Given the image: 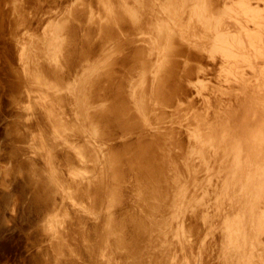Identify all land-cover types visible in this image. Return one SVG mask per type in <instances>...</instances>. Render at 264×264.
I'll return each instance as SVG.
<instances>
[{
    "label": "bare ground",
    "instance_id": "1",
    "mask_svg": "<svg viewBox=\"0 0 264 264\" xmlns=\"http://www.w3.org/2000/svg\"><path fill=\"white\" fill-rule=\"evenodd\" d=\"M143 2L140 5L135 0H91V2L81 0L69 12L66 21L61 22L62 25L59 26L60 37L57 38L53 34L55 37L49 39L46 48L48 47L47 49L53 59H50V62H45L44 57L38 53L39 56L35 55V57L30 58L29 63L26 60L29 64L28 72L31 76L29 84L32 81L34 90L36 88L38 90H36L38 93L35 91L37 93L35 95L44 98L48 102L47 105L45 104L46 107L43 108L46 111V116L48 115L46 119L49 117L51 122L48 121L53 126L51 130L56 132L57 137H54L59 139L64 136L63 140L66 141V147H68L66 154L68 153L67 159L70 161L69 164L72 170L69 169L71 170L69 173L71 178L68 179L70 176L65 175L68 177L64 179L65 176H61L64 171L60 174L57 170L58 167H52L56 162L53 160L54 151L58 149V146L54 145L55 138L52 139L51 136L52 140L46 142L47 139L43 140V143L41 142L46 150L43 154L47 159V162H45L49 164V167L45 168L52 167L48 172L49 178L58 185V189H60L57 190L58 192L63 191L61 195H63L62 199L65 198L64 202L65 200L72 201V203L75 201L73 206L80 207V210L90 213L93 215L92 217L96 214L100 218V220L97 219L99 222L96 229L100 227L104 229L105 234L101 235L102 244H105V241L106 244L113 241L116 245H120L119 247H123L121 245L125 244L126 240L119 232L122 221H124L122 227L133 228L135 229L134 232L139 233V230L142 229L141 222L133 219L135 214H132L131 217L133 218H131L129 213L127 217L125 212H120L121 216L123 214L125 217V220L122 217L123 219L120 222L121 218L118 219V216L111 212L114 211L112 208L115 203L118 205L120 198L124 195L119 194V189L122 188L120 182L132 178L134 172H136L135 179L145 181L143 184L141 183L142 185H138L136 182L138 190H135V192L136 194L137 192L140 193V198L142 194L143 196L141 202H133L138 204L139 208L142 206L149 213L157 211L155 213L157 216L154 215L155 218L151 219V227L149 225L151 232L147 229L148 226L146 228L149 232L146 239L152 238L150 243H156L158 248L163 249V253H160L162 255L160 261H156L159 258L156 259V255L153 256L149 252L152 255L151 258H154L153 261L149 259L150 262L179 264L180 259V261H185L184 264H264V6L259 7L260 4L264 5V0H157L158 13L160 12L161 15V17L159 15L160 22L156 23L157 20L154 17L155 22L150 20L151 29L149 28L150 30L146 32H143L140 26V21L146 13L144 12V15L142 13ZM184 14L186 15L184 16ZM148 16H146L147 19H149ZM183 16L188 19H181L184 18ZM173 22L174 24L177 22V27L181 25L186 27L187 36L184 38L181 36L182 39H179L187 41L185 45L183 44L187 50H190V45L193 46L192 49H206L210 53L211 60H213L212 67L209 66L208 69L212 74L210 80H208L209 78L206 80L205 76L203 78L197 76L200 78L199 81L196 80L198 81L196 95L199 97V99L197 98L199 103L195 106H189L188 103L186 106L176 105L172 107V110H177L176 113L184 111V115L185 113L188 114L190 132L188 131L189 135L186 134L189 140L186 147L175 146L177 145L175 143L177 139L174 128H172L173 130L166 128L160 131L162 126L156 127L155 125L161 121L156 124L153 116H151L155 113L159 103H165V101L161 102L160 100L164 98L166 89L173 80L175 72H177L176 59L180 56L178 50L180 48L182 53L184 50L179 45L173 44L170 39L171 28L168 29L167 25ZM157 24L159 27H157ZM181 29L178 28L175 31L181 35L184 33ZM127 33L135 36L141 35V38L136 39L139 40L137 46L126 48L128 42L123 39V36ZM94 44L95 48L92 49ZM149 44L153 46L152 48L156 52H153L154 49L152 48L151 51ZM187 50L184 52H188ZM43 52H46V50ZM208 52L206 53L208 54ZM49 53L47 54L49 55ZM149 54L154 55V57L150 58ZM182 58L184 59L183 56ZM185 60L187 61L186 65L182 60L184 68L181 67V71H179L181 72L179 76L182 79L188 76L187 73L182 72L189 67L188 63L190 61ZM202 66L204 67V65ZM244 67L249 69V72ZM134 71L139 73L140 76H142V73L150 72L151 74L152 72L154 75L151 86L146 84L149 81L148 78L144 81L143 77L140 79H135L134 76L131 77ZM208 71L207 74H209ZM140 72L142 73L140 74ZM189 72L191 73L192 70ZM123 74L125 78L123 77L122 80L121 76ZM132 78L136 84L133 83ZM213 81L215 82L212 83ZM190 83H195V81ZM211 84L215 85L211 86ZM134 86H136V93L140 89V101L139 98H136V100L134 95L133 97L130 95L134 92L125 96L126 92L128 94ZM82 94L83 98L81 97ZM139 95L136 94V97ZM175 97H177V94ZM187 97L189 99L190 96ZM134 99L137 103L139 102L138 105L134 102ZM165 100L167 102L169 98L167 97ZM175 103H177V100ZM163 106L165 105L163 104ZM60 107L63 108L65 115H71L70 110L72 114H76L78 111L76 115L78 113L81 115L78 116V119L80 117V121L82 120L81 123L77 124V119L72 120L64 114H60L58 111ZM158 114L159 117L160 112ZM163 114L162 117H164ZM165 115L167 114L165 113ZM42 116L44 115L42 114ZM72 116L74 117V115ZM173 121L175 124L176 121ZM161 123L163 124V122ZM117 129H120L122 133L126 131V133L118 136ZM23 130L25 129L23 128L21 131ZM18 131L20 132V130ZM70 132H75L86 138L81 144L72 142V140L69 141L70 138L67 135L70 136ZM78 139L80 140V138ZM109 140H115L116 145L110 146L113 141L108 145ZM60 143L57 142V144ZM165 143H167L166 147H164ZM99 144L103 146L101 149L98 148ZM160 145L163 147L161 150H159ZM105 146L110 148H105ZM177 147L180 149L178 150ZM61 148L59 150L64 148L65 151V147ZM174 149L177 153L174 157V159L176 158L175 164L172 165L169 163L170 159L166 158L173 156L170 155ZM178 153L182 157L179 158ZM55 157L57 158L56 154ZM59 158H62V156H59L58 160H60ZM159 162H163V164H159ZM46 163L45 165H47ZM97 165L99 166L97 167ZM57 166L62 167L61 164ZM66 168H69V166H66ZM44 170L41 169L40 171L43 172ZM198 170L199 172L204 170V175L210 173V171L211 173L204 176V181H200L203 174L195 179ZM59 171L61 172V170ZM132 173L134 174L129 177ZM38 176L40 177V175ZM48 187L50 188V186ZM196 188L201 189L202 194L198 190L197 196L195 195L196 197L194 196L195 198L192 200V191L191 193L189 191L190 189L196 190ZM37 193L40 195L44 193L43 195L47 197L46 200H49V190L41 182ZM38 194L35 193V196ZM134 196H136L135 193ZM163 196L166 198L164 199ZM143 197L146 198V202L142 205L141 203L144 202ZM40 198L42 200L43 197ZM136 198L134 200H137ZM166 199H169L170 203L166 202ZM129 200L132 202L131 198ZM166 203H168V206ZM43 204V206L46 205V203ZM131 205L133 206L130 208L132 211L135 208L133 204ZM51 206L54 207V204ZM104 208H106L105 211H103ZM164 208L171 212L173 218H176L172 220V217H170V220L169 218L167 220L162 214ZM187 208L194 211L191 213H194L193 215L197 219L201 220V214L202 225L209 226V228L203 227L206 230H202V235L198 237L200 239H194L197 246L194 248L190 246L191 251L194 249L190 255L186 250L187 241L193 245L194 241L191 239L196 238V236L190 238L192 232L189 230L188 225H186L188 226L185 229L186 231L184 230L185 227L183 228L184 224L182 222H186V219L181 222L185 216L183 211ZM65 209L60 212L61 214L59 213L63 215L60 219L63 224L73 225L70 218L67 221L68 217L65 216ZM74 209L76 210V208ZM181 209L183 210L181 211ZM197 210H200V213L196 212ZM136 214L139 215L138 211ZM179 214L180 216H178ZM147 216L146 218L149 219ZM57 220L59 221V219ZM66 221L69 223H66ZM59 223L54 224L59 226ZM77 223L78 227L75 229H79L81 225L80 221ZM149 223L151 222L149 221ZM169 223L170 225L174 223V226L170 227ZM212 227H214L213 229L219 228L220 236L217 235L213 243L209 242V244L207 241L206 247L204 241L208 238L206 236L210 235ZM128 229L127 231H129ZM188 232L191 234L189 235ZM165 233L169 236L173 234L171 237L176 238L177 244L181 243L182 245H177L173 241L171 242L174 244H169L171 242H169V239L168 241L165 240ZM151 234H153V237ZM213 234L211 233L212 237ZM79 236L81 235L79 234ZM86 238L81 237L80 240ZM69 239L72 241L71 238ZM126 239L128 240V238ZM211 239L209 240L211 241ZM77 242L79 243L75 238L72 243L73 246ZM134 242L132 243L136 244V241ZM142 243L144 247L146 242ZM98 244L100 243H97V246ZM104 244L102 245L104 247L103 251L101 249L103 253L101 258L110 260L112 256L109 255V249L111 248L108 244L105 247ZM161 244L163 246L159 247ZM129 245L133 244L130 243ZM177 246L180 247L175 252ZM164 248L166 251H164ZM254 249H258V252ZM96 251H98V248ZM95 253L94 255H98V257H94L98 258V261L99 254ZM76 254L79 256L77 252L73 256ZM206 254H211L212 259L210 261L206 260ZM112 255L114 256V254ZM90 256L92 255L90 254ZM213 259L216 260L215 263L212 262ZM107 260L104 261L107 262ZM149 260H147L148 263ZM112 264H116V262Z\"/></svg>",
    "mask_w": 264,
    "mask_h": 264
},
{
    "label": "rangeland",
    "instance_id": "2",
    "mask_svg": "<svg viewBox=\"0 0 264 264\" xmlns=\"http://www.w3.org/2000/svg\"><path fill=\"white\" fill-rule=\"evenodd\" d=\"M80 1L81 0H78V1H76V0H0V264H100V263L101 264H110L111 262L112 263L116 262V264H143L144 262H145V264H163L164 262H162V263L150 262V260L153 261V259H154L153 257L151 258L152 255L153 256L156 255L155 256L156 259L159 258V260H156V261H160V257L162 256V255H160V253L161 254L163 253V249L158 248L156 246V243L155 244L150 243V240L152 238H150L149 240L146 239V236L148 238V236H149L148 234H149V232H151L150 227L152 225V220L155 218L154 215L157 216L155 214L157 211L149 213V211L144 210L142 206H141V208H139L138 204H136V203L134 204V202H133V201H135V202L139 203L142 201L141 199H142L143 194L140 198L139 197L140 193L138 194V192H137V194H136L135 190L137 191L138 185H142L145 181V180L141 181V180L135 179L134 175L136 174V172H134L135 174L132 173L129 175V177H131L134 174L133 175L134 178L132 176V178H127L126 180L124 179V180H122V182H120V187H122V188L119 189L120 190L119 194L120 195L124 194L123 195L124 197L122 196V198H120V202H118V205H117V203H115V206L112 208V209H114V211H111V212H113L116 216H118L117 217L118 219L121 218V220H119L120 222L123 219L122 217H124L123 214L121 216L120 212H125L127 217L129 216V214H130L129 217H131L132 214H135V216L133 215V217H135V218H133V217H131V218L141 222V228L142 229L139 230V233L134 232L135 229H133V228L128 227L129 228L128 229V228L122 227V226H124V225H122V224H124V221H122V224H121L122 226L120 225L121 229L119 232L123 236L124 240H126V242H125V244L121 245V246H123L122 248L119 247L120 245H116L115 243H113V241H109V244L107 243L109 248H111V249H109L111 252V253L109 252V255L111 254L110 256H112L111 257L112 260L111 259L107 260L106 258H101V256H103L102 251L104 248V247H102V245L104 243L103 244L101 243L102 242L101 241L102 240L101 235L103 236L105 234V232H104V229L100 226H99L100 227L99 229H96L100 218L96 214H94V217H92L93 215H91L90 213H87L86 211L80 210L79 209L80 207L73 206L75 204V201L72 203V201L68 202L67 200H65V202H64L65 198L62 199L63 195H61V192H63V191L61 190V192L60 191L58 192L57 190H60V189H58L59 188L58 185L53 180H51L49 178L48 172L50 171V169L52 167H55V168L58 167L57 170L60 174L62 173V171H64L63 172L64 175L61 174L62 177H64L65 175L70 176L69 173L72 169H71V165L69 164L70 161L67 159L68 153L66 154V152H68L67 151L68 147H66L67 146L66 141L63 140L64 136L60 137L59 139H56L57 135H55L56 134L55 130L54 131L51 130V129H53L52 128L53 126L50 124L51 121L49 120V117H48V119H46L48 115L46 116V111L43 108V107H46L48 102L44 98L42 99L41 97L35 95L38 93L37 92L38 90H37V88L34 90V87L32 86V81H31V84H29V82H30L29 80H31V76L29 75L30 72H28L29 64H27V62L29 61L30 58H33V56L35 57V55H37V56L41 55L42 57H44L45 62H50L53 59L50 56L51 55L49 53L50 51H48V49H47L48 47L46 48V46H48V44H49V41H50L49 39H52L55 36L57 38L60 37V35H59V32H60L59 28L60 27L59 26L62 25L61 22L63 20L66 21V19L69 17V14H70L69 12H71L73 10V8L75 7V5L78 4V2H80ZM82 1L88 2V0H82ZM131 1H134V0H131ZM135 1H138L140 3V5L144 1L143 7H142V13H143V15H144V12H146V13L144 15L145 17H143V19L140 21V26H141V30L143 32L149 31L151 29L150 24H151L152 20L155 22V19H156L157 20L156 23L160 22L159 18L161 17V15L159 14L160 12L158 13L159 6L157 4V0H142V1L141 0H135ZM89 2H91V0H89ZM261 6H264V5L260 4L259 7H261ZM148 15H150L151 17ZM159 15H160V17H159ZM185 15L186 14H184V16ZM146 16H148L149 19H147ZM154 17H155V19H154ZM181 19H188V18L184 17ZM147 23H149V25H147ZM176 23L174 24V22H173V23H170L167 25L168 29L171 28L170 29L171 32L169 33V36H170L171 41H173V44H175L176 46L179 45L184 50H183V53L181 52L180 48L178 50V52H179L178 55H180V56H178L176 59V71L177 72H175V75L173 76V80L171 81L170 85L166 89L164 98H161V100H160L161 102L165 101V103H162V104L159 103V105H157V107L158 106H161V107H158V109L156 107L157 111L155 110V113L151 116H153V119H154L156 124L158 123V121L163 122L164 125L161 122H160L161 124L159 123V124L155 125L156 127L162 126L161 129L159 128L160 131L164 130L166 128H171V129L174 128L175 136L177 139V141L175 142L177 145H175V146L179 145V147H186L188 145V142H189L186 134L189 135L188 131L190 132V126H189L190 123H189V120L187 117L188 114L185 113V115H184V111L176 113L177 110H172L173 109L172 107H174L176 105L186 106L188 103H189L188 104L189 106L190 105L195 106V104L199 103V100H198L199 97H198V95H196L197 94L196 92L198 90V87H197L198 81H199L198 79L203 78L205 76L206 80L208 78H209L208 80H210V77L212 74L210 71H208V69L210 68L209 66H211L213 64V60H211L212 58L210 56V53L206 49H204V50H202L203 48L201 50H200V48L192 49L193 46L190 45L191 46L190 50L189 49L187 50L184 46L187 41L185 42L184 40H181L182 39L181 36H183V38L187 36V29H186V27H183L184 25L177 27L178 24L176 25ZM157 27H159L158 24H157ZM180 27H182L183 29H181ZM178 28L181 29L184 33L179 35L178 32H176L178 30ZM185 30H186V32H185ZM167 33H168V30H167ZM53 34H55V36ZM132 35L133 34L127 33V34H124V36H123V39L128 42V44L126 45L127 49L137 46L139 43V40H136V39L141 38V35H138V36H135V35L132 36ZM179 38H181V39H179ZM152 47L153 46H151L149 44V48L151 49ZM93 48H95V44L92 45V49ZM152 49H154V48H152ZM152 49H151V51H152ZM45 50H46V52H43ZM185 50H187L188 52H184ZM202 51H204V52L206 51V52H208V54L206 52L202 53ZM153 52H156L155 49L153 50ZM38 53H40V54L38 55ZM47 53H49V55ZM191 53H192V55H191ZM185 54H186V56H185ZM149 56H150V58L154 57V55H152V54L151 55L149 54ZM182 56L184 57V59L182 58ZM185 59H188L190 62L188 63L189 67H187V70L182 71V72H185L188 74V76L186 78H184L185 79L184 80V79H182L181 76H179L181 73L179 71H181L180 70L181 67L184 68L182 63H183V61H184V64L187 62ZM26 60H27V62H26ZM205 63H206L207 67L205 66ZM202 65H204V67ZM23 66H24V68H23ZM198 66H200V67H198ZM197 68H199V69L201 68V70H199ZM245 69L247 72H249V69H247V68H245ZM190 70H192L191 73L189 72ZM207 71L210 75L207 74ZM205 72H206V75H205ZM127 73H128V70H127ZM133 73L131 74V77L134 76L135 79H140L143 77L144 81H145L148 78L149 81L146 84L151 86V82H152L153 75H154L152 72H151L152 75L150 74V72H148L146 74L140 72V74L142 73L141 74L142 76H140L139 73H137L135 71ZM135 75L136 76L138 75V76L136 77ZM177 75L179 76V78ZM124 76H125L124 74H123V76H121L122 80L125 78ZM197 76L200 78H198ZM68 80H70V79H68ZM196 80H198V81H196ZM132 81L134 84H136V82H134L135 80H133V78H132ZM194 81H195V83H190V82H194ZM214 82L215 81H213L212 83H214ZM188 84H190V85L188 86ZM215 84H211V86H213ZM162 85H164V83H162ZM136 86H134L132 89H130V91L128 90L129 93L127 94V92H126L125 96H128L130 93L134 92L130 95H132V97L134 95L135 99L139 98L140 97V95H139L140 89H139V92L136 93V90H135ZM193 87H195V88H193ZM173 89H175V90H173ZM180 90H181V92H180ZM135 93L138 94L139 96L136 97ZM176 94H177V97H175ZM188 95L190 96L189 99L187 97ZM81 97L83 98V94ZM167 97L169 98V100L166 102L165 99ZM176 98H179V99H176ZM135 99H134V102L138 105L139 102L137 103L135 101ZM183 99H184V101H182ZM140 100L141 99L139 98V101ZM176 100H177V103H175ZM179 101H181V102H179ZM35 102H36V104H35ZM28 104H30V105L33 104V105L30 106ZM163 104L165 106L168 104L167 105L168 107L166 106V108H165V106H163ZM162 107H164V108L162 109ZM41 108H42V110H41ZM30 109L31 110L33 109V110L31 111ZM37 111H38V114H37ZM58 111L60 112V114H64L62 107H60V109ZM70 112H71V115H65L64 114V116H66L67 118L72 119V120L77 119L78 120L77 124L78 123L80 124L82 120L80 121V119H81L80 117L78 119V116H81V115H79V113H78V115H76L78 111L76 112V114H72L71 110H70ZM159 112H160V116L158 117ZM163 112H164V114H163ZM212 112H213V110L211 111V114H212ZM41 113L44 116H42ZM165 113L167 115H165ZM162 114L164 117H162ZM72 115H74V117ZM156 116H157V118H156ZM25 119L27 122L25 121ZM28 119H29V121H28ZM173 120L176 121L175 124H174ZM164 121H166L167 123ZM169 121H171V122H169ZM178 121H180V123H178ZM23 122H25V123H23ZM32 123H33V125H32ZM15 124H16V126H15ZM28 127L29 128L31 127L32 130H31V128L29 129ZM21 128L22 129L24 128L25 130L21 131L22 130ZM185 128H188V129H185ZM43 129H44V131H43ZM178 129H179V131H178ZM18 130H20V132ZM182 130H183V132H182ZM184 130L186 133L184 132ZM116 131L119 132L118 136H121L124 133H126V131L122 133L120 131V129H117ZM46 132H47V134H46ZM70 133H71V135L70 136L67 135V137H69L70 138L69 141L72 140V142H76V143L79 142V144H81L82 141L86 138V137L84 138V137L80 136L79 134H76L75 132H70ZM25 134H26V136H25ZM32 134H33V136H32ZM51 136H52V139L55 138L54 140H56V141H55L54 145H57L58 149H56L57 151L56 150L54 151L55 153H54V159L53 160L56 161L55 164H53V166L51 168H47L48 169L47 170L45 167H49V164L46 163L47 159H45V157H44L45 155H43L45 153L44 152L45 148L42 144L43 143L42 141L48 139L46 141V142H48V141L52 140ZM54 136H56V137H54ZM124 137H126V136H124ZM78 138H80V140ZM184 138H185V140H184ZM188 138H189V136H188ZM33 140H35V141H33ZM54 140H53V142H54ZM179 141H180V143H179ZM57 142H59V143L61 142L64 145L63 144L60 145L61 143L57 144ZM110 142L113 143V144L111 143L110 146L116 145L115 140H111V141L109 140L108 145L110 144ZM165 144H164L165 145L164 147L167 146V143H165ZM41 146H43V147H41ZM60 146L65 147V151H64V148L62 147L63 148L62 149ZM160 146H159V150H161V148L163 149V147L162 146L160 147ZM102 147L103 146L100 145L98 148L101 149ZM106 147L107 146H105V148ZM179 147H177L178 150L180 149ZM60 148L62 150H59ZM37 152H38V154H37ZM176 153L177 152L174 149L170 155V156H172V155L173 156L170 158L169 157L166 158V159H170L169 163H171L172 165L175 164L174 161H176V158L174 159V157H175ZM55 154H56L57 158L55 157ZM59 156L60 157L62 156V158L64 156L66 162L64 161V158L63 159L59 158L60 160H58ZM180 157H182V156L179 154V158ZM166 159H165V161H167ZM54 161H53V163H54ZM165 161H163V162H165ZM163 162L162 163L159 162V164L160 163L163 164ZM45 163L47 165H45ZM60 164L62 165V167L59 168V166H57V165H60ZM37 166H39V167H37ZM43 166H44V168H43ZM66 166H69V168H66ZM98 166L99 165H97V167ZM178 166H179V164H178ZM172 167H174V166H172ZM41 169L42 170L45 169L46 171L44 170L43 172H41L40 171ZM69 169H71V170H69ZM59 170H61V172ZM174 170H175V168H174ZM35 171H36V173H35ZM203 171L199 172V170H198V172L196 173L195 179H196V177H200V174L202 175L204 173ZM41 173H42V175H41ZM210 173H211V171H210ZM210 173H206V175H204L205 174L204 173L202 175V178L201 179L199 178L200 181H204V179H203L204 176H207V174L210 175ZM32 174H34L35 176ZM38 175H40V177ZM46 176H48V177H46ZM66 177H68V176H65L64 179H67ZM70 178H71V176L68 179H70ZM46 181H47V183H46ZM40 182L43 186L47 187V189L49 190V193H50L49 194V200H46L47 197H45L43 195L44 193H42L41 195L37 193L38 186L40 185ZM136 182L138 183V185L136 184ZM50 183H52V184L50 185ZM123 183H124V185H123ZM130 183L132 186L129 185ZM204 183H206V182H204ZM204 183H203V185H204ZM54 184H56V185H54ZM125 185L127 186V189H126ZM48 186H50V188ZM52 186H54V187H52ZM124 186H125V188H124ZM133 186H134V189H133ZM52 188H53V190H52ZM192 188H193V186H192ZM197 188H196L197 191L195 189H192V190L190 189V191H189V193H191V191H192V194H191V197H193L192 200L197 196L198 190H199V193L202 194L200 192L201 189H197ZM139 189L141 190L142 188H139ZM130 191H132V192H130ZM194 191H196V192L194 193ZM133 192L135 193L136 196H134ZM35 193L38 195L35 196ZM126 194L127 195L129 194V196H127ZM95 196H97V195H95ZM40 197H43L42 200ZM134 197L135 198L139 197V198H136L137 200H134L135 199ZM130 198H131L132 202L129 200ZM132 198H134V199H132ZM163 198L165 199L166 197L163 196ZM32 199H33V201H32ZM143 201L144 202L141 203L142 205H143V203L146 202L145 197H143ZM169 201H170L169 199H166V202L170 203ZM128 202L130 205L133 204L134 208L138 209V210H135L134 208H132L134 210L131 211L130 208L133 206L132 205L130 206L128 204ZM43 203H46V205L43 206L44 205ZM63 203L64 204L66 203L65 205H67V206H65ZM168 203H166V205ZM37 204H38V206H37ZM53 204H54V207L51 206ZM55 205H56V207H55ZM166 205H165V207H166ZM34 206H35V208H34ZM49 207H50V209H49ZM74 208H76V210ZM63 209H65L64 211H66L65 216L68 217L67 221H69L71 219L70 221H71V223H73V225L70 224V226H68L69 224L67 225L65 223L64 224L62 223L63 221L60 218L63 215H60L61 214L60 212L63 211ZM164 209L165 210H163L162 214L166 217V219L169 218V220H170V217H172L171 212L170 211L168 212V209H166V208H164ZM105 210H106V208L103 209V211H105ZM127 210H130L131 212H129V211L127 212ZM139 210H141L140 214H139ZM182 210L183 209H181V211ZM137 211H138V214L140 216L136 214ZM144 211H146V213H144ZM133 212H136V213H133ZM191 212H194V211L189 210V208H187V210H184L183 211V214L185 215L184 220H181V222H182V221H185V219H186V222H184V223L182 222V224H184V226H183V228L185 227L184 230L189 226V230H191V232L193 234L192 235L190 232H188L189 235L191 234L190 238H192V236H196V238L194 237L193 239H191L194 241L195 246H194V244L192 245V243H190V242L188 243V241H187L186 250H187V253H189V255L192 254L194 251V249L192 251L190 250V246L193 248L197 246V243H195L196 240H194V239H197L199 236H201L203 231L206 230L205 229L206 227L209 228V226L206 224L202 225L203 220H202L201 214H200V216H201L202 221L200 219L195 218V216L193 215L194 213L192 214ZM196 212L200 213V210H197ZM49 214H52V215H49ZM55 214H57V215H55ZM145 214H147V215L149 214V215L147 216ZM151 214H153V215H151ZM146 216L150 220L147 219ZM178 216H180V214ZM76 217L78 220L75 219ZM185 217H187V218H185ZM88 218H90V219H88ZM98 218H99V220H97ZM174 218H176V217H174ZM174 218L172 217V220ZM181 218L183 219V217H181ZM57 219H59V221ZM72 219H75V220H72ZM187 219H189V220H187ZM124 220H125V217H124ZM148 220L151 223H149ZM67 221H66V223H69ZM79 221L81 223V225L79 223V225L81 227L79 226V229H75L78 227L77 222H79ZM94 221H96V223H94ZM176 221H174V222H176ZM58 222H60L59 226L54 224V223L58 224ZM176 223H175V225H176ZM130 224H131V222H130ZM130 224H129V226H130ZM149 225H150V227H149ZM186 225H188V226H186ZM147 226L149 228H147ZM169 226L170 227L174 226V223L171 225L169 223ZM176 226L174 227V229L176 228ZM57 227H59V229H57ZM203 227H205V228H203ZM143 228L144 229L147 228L149 230V232L147 229L144 230ZM213 228L214 227L211 228V230H212L211 233L212 234L214 233L213 237L214 236L215 237L213 238L211 236V233L209 236H206V237H208L204 241V244L206 245V247H207V243H209V242L213 243L214 239L217 238V235L220 236L219 228H217L218 231H217V229H213ZM72 229L74 231L75 230L76 231L74 232ZM127 229L129 231H127ZM198 229H199V231H198ZM170 230L172 231L173 229H170ZM71 231H73V232H71ZM94 231H96V232H94ZM171 231H170V233H172ZM99 232H101V233H99ZM102 232H103V234H102ZM75 234H77L78 236ZM79 234L81 236H79ZM135 234H136V236H134ZM154 234H156V233H154ZM165 234H166V236H164V237H166L165 240L168 241V239H169L170 240L169 242L173 241L174 243L177 241L176 238L171 237L173 234H171V236H169L167 233H165ZM152 235L153 234H151V236ZM81 237L82 238L87 237V238L85 240H80ZM65 238H66V240H65ZM69 238H71L72 241H70ZM75 238L77 241H79L80 244L77 242L73 246L72 243H73V240H75ZM126 238H128V240ZM142 238L144 239V241H142L143 240ZM198 239H200V238H198ZM209 239H211V241ZM96 240H98L99 242L98 241L96 242ZM134 241H136V244H134L135 243ZM141 241L146 242V243H144V247H143V243ZM132 242H134V243H132ZM173 242H171L169 244H174ZM69 243H71V244L69 245ZM97 243H100L102 245L98 244V246H97ZM130 243L133 244L134 246L129 245ZM88 244H89V246H88ZM107 244L105 241L104 246L106 245L105 247H107ZM175 244H177V242ZM94 245H96V246H94ZM177 245L181 246L182 244L178 243ZM162 246L163 245L161 244L159 247H162ZM62 247L65 250H63ZM71 247H73L74 250ZM179 247L177 246L174 251L176 252L179 249ZM188 247H189V250H188ZM92 248H93V250H91ZM97 248H98V251H96ZM101 249H102V251H101ZM81 250H82V252H81ZM254 250L256 252H258L257 251L258 249H254ZM164 251H166V249ZM70 252H71V254H70ZM76 252L78 253L79 256H77V254H76L75 255L76 257H75L73 255ZM94 253L99 254V260H100V261L98 260L99 263L97 261L98 258H95V257H98V255L96 256V255H94ZM90 254L92 256H90ZM112 254H114V256ZM130 254H131V256H130ZM89 256H90V259H89ZM127 256L128 257L130 256V257L128 258ZM83 257H84V259H83ZM72 258H74L75 260ZM102 259L107 260L108 263ZM144 259H147V260L150 259L149 263L147 260H144ZM211 259H212L211 254L210 255L206 254V260L210 261ZM206 260H205V262L207 263ZM140 261H142V262H140ZM95 262H97V263H95ZM183 262L185 263L184 260L180 261V259H179V264H184ZM212 262L215 263L216 260L213 259Z\"/></svg>",
    "mask_w": 264,
    "mask_h": 264
}]
</instances>
